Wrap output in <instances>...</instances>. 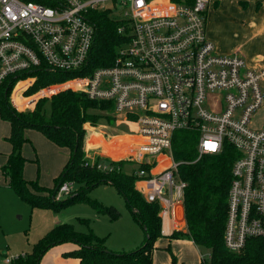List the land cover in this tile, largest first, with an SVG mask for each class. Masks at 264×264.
I'll use <instances>...</instances> for the list:
<instances>
[{
    "label": "built area",
    "instance_id": "1",
    "mask_svg": "<svg viewBox=\"0 0 264 264\" xmlns=\"http://www.w3.org/2000/svg\"><path fill=\"white\" fill-rule=\"evenodd\" d=\"M210 4L0 0V85L9 80L8 104L19 113L72 91L124 115L135 127L127 137L133 148L121 161L131 165L128 172L137 176L135 186L146 201L158 202L163 213L175 214L184 201L186 183L173 156L177 132L198 133L197 160L232 147L224 242L240 252L249 240L264 241V117L253 126L264 105V67L253 69L238 53L218 52L207 35ZM99 12L110 14L121 40L111 64L94 67ZM44 69L62 78L30 91ZM99 157L105 161L99 169H114L109 163L115 161ZM73 187L64 183L54 200ZM19 257L5 256L0 264Z\"/></svg>",
    "mask_w": 264,
    "mask_h": 264
},
{
    "label": "trees",
    "instance_id": "2",
    "mask_svg": "<svg viewBox=\"0 0 264 264\" xmlns=\"http://www.w3.org/2000/svg\"><path fill=\"white\" fill-rule=\"evenodd\" d=\"M94 24L97 39L93 65H110L121 40L116 31L117 24L108 12L96 13ZM37 74L38 82L30 91L58 80L56 78H62L46 69ZM11 87L9 80L0 85V117L11 125V134L6 140L12 145V152L6 165L2 167L9 187L32 209L52 208L59 211L70 202L80 201L115 221L121 217L117 208L92 200L86 195L87 191L100 184H110L125 198L134 221L145 232V239L139 247L128 253H117L108 251L105 238L98 237L91 229L81 232L72 224H57L34 244L30 253L21 255L13 264H40L49 249L67 242L79 246V249L68 255L79 258L80 264H153L155 243L162 236L160 204L147 202L136 189L135 182L138 178L126 172L128 163L110 162L114 167L112 171L101 170L98 165L105 162L103 158L97 156L93 162L83 152L85 123L90 118L88 110L101 103L67 91L54 96L50 102L40 101L34 112L19 113L8 104ZM27 129L39 131L55 145L70 150L69 161L53 188L43 187L38 180L28 181L23 176L28 159L23 156L22 149L30 142L25 137ZM197 144L196 132L179 131L174 136V160L181 163L178 168L179 178L186 183L183 201L187 227L185 234L203 254L200 264H264V241L249 240L240 252H231L224 242L228 192L236 159L234 150L226 146L220 154L205 155L197 160ZM34 162L38 163V159ZM66 182L73 183L75 187L77 185L75 192H71L65 199L54 200L60 187ZM83 221L89 224L88 220L80 219V222ZM179 234L181 232H174L173 236ZM172 264L183 263L172 254Z\"/></svg>",
    "mask_w": 264,
    "mask_h": 264
},
{
    "label": "crops",
    "instance_id": "3",
    "mask_svg": "<svg viewBox=\"0 0 264 264\" xmlns=\"http://www.w3.org/2000/svg\"><path fill=\"white\" fill-rule=\"evenodd\" d=\"M207 35L216 45L219 53L225 55L238 53L245 58L250 68L264 67V0H211L207 17ZM105 112L114 113L110 108L102 107V104L88 110L90 118L85 123V129L86 133L88 130L90 133L89 138L85 140V155L96 158L102 154L110 160L121 161L133 148V143H130L127 137L129 134H134L135 126L124 115H116V118H112L103 115ZM10 134V123L0 117L1 188H10L2 171V167L6 165L12 152V145L6 140ZM25 137L30 142L26 143L22 149L23 156L28 159L23 169V176L28 181L38 180L43 187L49 186L48 181L57 179L62 173L69 161L70 150L55 145L36 130H25ZM36 158L38 163L34 162ZM128 166L127 172L132 169H128ZM161 168H163V163L158 165L155 171ZM53 186L46 188H53ZM139 187L136 189L138 190ZM142 192L144 197V191ZM160 215L162 236L155 243L153 264H172V254L168 248L171 247L170 241L173 237L181 239L184 247L187 248L186 253L175 249L176 255L179 256L176 258L180 263L192 264L190 259H195L193 264H196L197 254L203 260V254L199 248L185 234L187 227L184 203L175 207V214L171 210L166 213L160 212ZM57 223L58 221L55 222ZM174 232H181V234L173 236ZM96 235L98 236V233ZM119 244L132 248L131 246L136 242L129 241L128 244L124 242ZM119 244L117 243L116 247L112 245L106 248L117 253L127 250L115 251L120 246ZM108 247L113 249H108ZM77 249L79 246L71 242L56 245L45 253L40 264H80L79 258L68 255Z\"/></svg>",
    "mask_w": 264,
    "mask_h": 264
},
{
    "label": "rangeland",
    "instance_id": "4",
    "mask_svg": "<svg viewBox=\"0 0 264 264\" xmlns=\"http://www.w3.org/2000/svg\"><path fill=\"white\" fill-rule=\"evenodd\" d=\"M108 6L111 7V4H108ZM112 12L116 13V10L113 9ZM259 112V119H257V117L255 118L253 126H259L262 122V118L264 117V105ZM103 115L116 118L114 113L105 112ZM89 133L90 130H88L84 136V154L85 140L89 138ZM130 168L131 167L128 166V169ZM55 181L56 179L53 181L49 180L48 184L50 185L46 187L53 186ZM52 182L54 183L53 185ZM76 188L77 185L73 187L72 192H75ZM86 195L88 198L96 200L104 205L114 206L121 213V217L113 221L107 215L98 213L95 208L80 201L70 202L59 211H55L52 208L32 209L12 189L0 187V261L5 258L4 255L13 258L30 253L34 244H36L39 239L55 225L63 223L72 224L81 232H88L89 229L92 231L94 230L96 234L98 233V236L105 238L106 247L112 245L116 247V244L121 242L126 244H128L129 241L136 242V244L131 246L132 248L119 244L120 246H118V249L115 251L127 249L120 253L131 252L143 243L145 232L142 227L134 221L132 212L128 208L124 197L116 188L110 184H100L87 191ZM57 196H60V193H58ZM65 198H67L66 195L63 196V199ZM79 218L88 220L89 224H86V221L80 222ZM56 221H58L57 224H55ZM170 245L169 252L174 256L179 258V256L176 255L175 249L186 253L187 248L184 247L181 239L173 237L170 241ZM108 249L113 248L108 247ZM197 256L198 259L196 264H200L202 260L198 254ZM193 260L195 259H190L192 264L194 263Z\"/></svg>",
    "mask_w": 264,
    "mask_h": 264
}]
</instances>
